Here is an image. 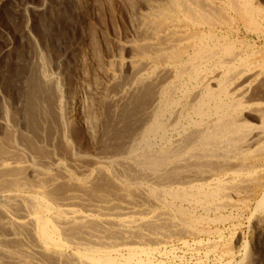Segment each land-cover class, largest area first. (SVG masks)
Listing matches in <instances>:
<instances>
[{
  "label": "bare ground",
  "instance_id": "1",
  "mask_svg": "<svg viewBox=\"0 0 264 264\" xmlns=\"http://www.w3.org/2000/svg\"><path fill=\"white\" fill-rule=\"evenodd\" d=\"M124 2L77 56L73 95L40 72L36 114L0 107V264H165L168 243L245 213L264 236V48L240 39L264 35V6Z\"/></svg>",
  "mask_w": 264,
  "mask_h": 264
},
{
  "label": "rangeland",
  "instance_id": "2",
  "mask_svg": "<svg viewBox=\"0 0 264 264\" xmlns=\"http://www.w3.org/2000/svg\"><path fill=\"white\" fill-rule=\"evenodd\" d=\"M87 1L88 4L84 7L78 0H0L1 109L4 108V110H7L12 105L10 103L19 99L22 102L23 99L25 103H23V101L22 104H27L25 108L24 105L22 107L25 112L27 111L26 114L32 112L36 114L37 112L35 111L41 109L40 106L42 100L44 102V99L39 95L36 86L40 72L47 76L50 75L49 77H53L55 80L57 79L56 81L59 82V85L63 87V89H69L68 96L70 97L73 95V90L78 82L77 77L79 75V67L77 65L79 64L76 61H78L79 54H90L89 52L92 50L91 40L94 37L93 32H95L96 27V31L99 32V36L97 35V38L95 39L97 41H99V38H103V36H105L104 38H106L107 35L111 37L112 31L117 30L116 27H122L121 19L119 18L122 16L125 7L124 0H106L107 2L104 0V2L102 0ZM259 3L260 6H264V0H259ZM238 25L240 29L244 27L240 22H238ZM82 31H84V34H87V38L85 42L80 43V39L77 38V36L80 37ZM100 31H104V34ZM250 33L249 31H246L245 27L242 28L240 31V39H245L249 43L255 42L257 47L264 48V35L259 36L255 33L253 34V32ZM100 34H102V37H100ZM70 48H72V51ZM123 57L127 58L129 56L124 53ZM249 58L253 59L252 57ZM90 60V58H87V63H90ZM73 67L76 68L78 72H76ZM168 82L169 80L167 79L164 81L165 84L162 83L165 93L167 92L165 86L169 84ZM38 97L40 100H38ZM88 97L90 98L89 95ZM68 99L70 100V98ZM156 100L159 102L160 98H156L154 101ZM153 102L148 105L150 106V104H152L154 107L155 102ZM149 106L147 109L152 110L153 107ZM131 107L135 112V105H132ZM26 108L29 110H25ZM138 110L139 109L136 111ZM173 111L174 108L172 110L168 109L169 113L166 111L167 113L165 112V115L160 116L161 119L167 122L169 116H171H168V114L173 113ZM139 112L142 114L141 110ZM137 114L138 113L136 112L133 117H137ZM147 116L149 117L150 114ZM139 117H141L139 118V121L145 118L141 115ZM77 137L79 139L82 138L80 134H77ZM169 137L173 142L174 140L172 139L175 138L177 140V133H173L172 131V134L170 133ZM247 217L248 214L245 213L241 219L239 218L240 221L236 218V222L227 221L223 224L221 223L211 226L210 228L212 231L213 229L222 230L219 235L210 234L211 236H207L200 234L196 237L191 236V238H189L190 236L188 235L173 240L172 243H168L166 250L168 248L171 249L172 247L174 250L170 251L168 249L167 251L170 253H168L169 255H166L168 259L164 256V260H162L164 262L166 261L165 264H223L224 262H229L230 259L234 263L241 260V264H264V236L254 230V224L248 222L246 219ZM234 237L238 238L239 242L237 244H231L234 246V248L232 246L233 255H227L229 257L225 255L226 257L224 256L222 261L218 262V251L222 250L224 245H226H222V243L233 241ZM258 239H260V241ZM193 241L196 244L200 243L198 246L201 249L196 246ZM204 242L205 246L207 245L209 248L207 246L205 248L203 244ZM211 245L216 246L214 252H211ZM188 248H190V250ZM193 248H198L199 250H194ZM206 253L209 254L207 255ZM242 256H244V258ZM171 259H173L174 262H171ZM244 259L245 261H242Z\"/></svg>",
  "mask_w": 264,
  "mask_h": 264
}]
</instances>
